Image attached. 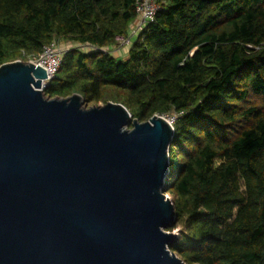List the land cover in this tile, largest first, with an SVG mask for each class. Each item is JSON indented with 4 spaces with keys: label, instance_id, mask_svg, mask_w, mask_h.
<instances>
[{
    "label": "trees",
    "instance_id": "obj_1",
    "mask_svg": "<svg viewBox=\"0 0 264 264\" xmlns=\"http://www.w3.org/2000/svg\"><path fill=\"white\" fill-rule=\"evenodd\" d=\"M159 1L121 59L111 51L135 0H0V65L72 42L44 95L121 103L139 121L176 114L171 251L186 264H264V0Z\"/></svg>",
    "mask_w": 264,
    "mask_h": 264
},
{
    "label": "water",
    "instance_id": "obj_2",
    "mask_svg": "<svg viewBox=\"0 0 264 264\" xmlns=\"http://www.w3.org/2000/svg\"><path fill=\"white\" fill-rule=\"evenodd\" d=\"M46 78L30 60L0 65V264H186L168 230L173 124L48 97Z\"/></svg>",
    "mask_w": 264,
    "mask_h": 264
},
{
    "label": "built area",
    "instance_id": "obj_3",
    "mask_svg": "<svg viewBox=\"0 0 264 264\" xmlns=\"http://www.w3.org/2000/svg\"><path fill=\"white\" fill-rule=\"evenodd\" d=\"M134 7L137 16L135 29L129 35H116L114 39L116 46L129 47L133 37H136L147 24L154 22L157 12L162 8V2L159 0H135ZM63 52L64 50L62 51L55 43H52L44 46L40 54L29 58L30 61L35 62L46 72L47 78L42 80V91L59 70ZM166 116L164 117L172 124L177 117L176 114Z\"/></svg>",
    "mask_w": 264,
    "mask_h": 264
},
{
    "label": "rangeland",
    "instance_id": "obj_4",
    "mask_svg": "<svg viewBox=\"0 0 264 264\" xmlns=\"http://www.w3.org/2000/svg\"><path fill=\"white\" fill-rule=\"evenodd\" d=\"M135 40V37H133V39H132V42ZM57 46L59 47V49H61L62 51L64 50H66V49H64V48H72V47H75V46H77L75 43H72V42H68V41H60V42H58L57 43ZM118 47V46H117ZM115 48V47H114ZM113 48V49H114ZM112 49V50H113ZM127 49V48H126ZM55 83H57L56 81H54ZM85 103V102H84ZM96 105H98V104H96ZM89 106H92V104H90ZM88 107V106H87ZM165 117H167L166 115H164ZM180 230V227H174V228H169V231L170 232H175L176 234H179V231Z\"/></svg>",
    "mask_w": 264,
    "mask_h": 264
},
{
    "label": "crops",
    "instance_id": "obj_5",
    "mask_svg": "<svg viewBox=\"0 0 264 264\" xmlns=\"http://www.w3.org/2000/svg\"><path fill=\"white\" fill-rule=\"evenodd\" d=\"M131 29H132V31H134V26H132L131 27ZM131 31V32H132ZM127 48V49H126ZM128 48L129 47H120V46H118V47H115L112 51H111V53H112V55L113 56H115V57H117V58H121V59H124V58H126V56H127V53H128ZM64 49H69V48H64Z\"/></svg>",
    "mask_w": 264,
    "mask_h": 264
},
{
    "label": "bare ground",
    "instance_id": "obj_6",
    "mask_svg": "<svg viewBox=\"0 0 264 264\" xmlns=\"http://www.w3.org/2000/svg\"><path fill=\"white\" fill-rule=\"evenodd\" d=\"M167 198H170V196L167 194Z\"/></svg>",
    "mask_w": 264,
    "mask_h": 264
}]
</instances>
